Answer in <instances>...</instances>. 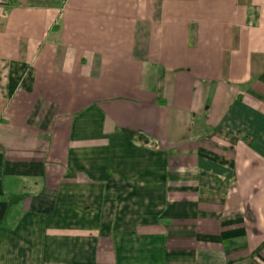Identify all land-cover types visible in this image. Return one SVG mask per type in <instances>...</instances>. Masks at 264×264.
Returning <instances> with one entry per match:
<instances>
[{
	"label": "crops",
	"instance_id": "1",
	"mask_svg": "<svg viewBox=\"0 0 264 264\" xmlns=\"http://www.w3.org/2000/svg\"><path fill=\"white\" fill-rule=\"evenodd\" d=\"M0 4V264H264V0Z\"/></svg>",
	"mask_w": 264,
	"mask_h": 264
},
{
	"label": "built area",
	"instance_id": "2",
	"mask_svg": "<svg viewBox=\"0 0 264 264\" xmlns=\"http://www.w3.org/2000/svg\"><path fill=\"white\" fill-rule=\"evenodd\" d=\"M6 0H0V4H6Z\"/></svg>",
	"mask_w": 264,
	"mask_h": 264
}]
</instances>
